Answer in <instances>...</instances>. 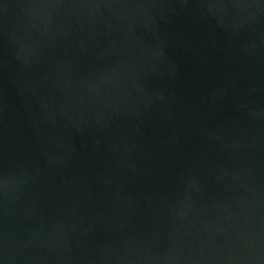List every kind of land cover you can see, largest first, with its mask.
Returning <instances> with one entry per match:
<instances>
[{
	"label": "water",
	"instance_id": "95a60500",
	"mask_svg": "<svg viewBox=\"0 0 264 264\" xmlns=\"http://www.w3.org/2000/svg\"><path fill=\"white\" fill-rule=\"evenodd\" d=\"M0 264H264V0H0Z\"/></svg>",
	"mask_w": 264,
	"mask_h": 264
}]
</instances>
